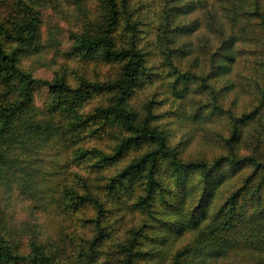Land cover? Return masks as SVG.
<instances>
[{
	"label": "trees",
	"instance_id": "obj_1",
	"mask_svg": "<svg viewBox=\"0 0 264 264\" xmlns=\"http://www.w3.org/2000/svg\"><path fill=\"white\" fill-rule=\"evenodd\" d=\"M66 1L79 10L88 0ZM100 1L107 29L94 34L72 26L63 38L37 0L0 8V264H264V158L240 154L237 145L246 128L259 133L264 126V0H142L134 12L133 0ZM123 21L131 34L120 48L115 34ZM150 24L165 61L161 79L169 84L148 111L169 102L166 116L197 127L224 117L232 126L227 155L184 159V148L171 146L176 133L155 126L154 115L138 121L129 100L145 79L157 81L146 72L141 47ZM53 53L71 62L120 63V70L102 81L76 80L67 66L50 78L21 67L25 56ZM251 56L261 79L258 98L246 104L241 78ZM101 94L112 96L92 106ZM109 127L117 129L116 144L86 145L88 134ZM44 143L59 145L68 161L60 178L57 168L42 172L29 164ZM152 144L108 174L126 154ZM15 184L43 212L42 222L22 224L7 214L3 199ZM124 189L138 195L143 213L127 231L117 205ZM56 225L69 231L49 233ZM86 230L94 233L89 240Z\"/></svg>",
	"mask_w": 264,
	"mask_h": 264
},
{
	"label": "rangeland",
	"instance_id": "obj_2",
	"mask_svg": "<svg viewBox=\"0 0 264 264\" xmlns=\"http://www.w3.org/2000/svg\"><path fill=\"white\" fill-rule=\"evenodd\" d=\"M15 0H0V8L6 7L8 4L14 3ZM17 1V0H16ZM41 8H48L44 14L45 19L48 24L57 29L61 38H63L67 31L73 26L74 28H86L94 34H102L108 26V13L104 10L103 5L100 0H88L81 3V7L79 10L75 9L73 6L67 3L66 0H37ZM142 0H133L131 11H137ZM223 9L226 12L227 5L223 6ZM151 19V18H149ZM148 20V19H147ZM151 26H146L147 29H143L142 39H141V47L144 48V51L148 55V64L147 70L150 77L156 79L153 84H149L148 78L145 79V84L140 89L136 90L134 96L129 100L130 107L134 108V110L138 113V121L143 122V120L149 122L152 121V116L154 115V125L159 126L161 130L165 132V134L176 133V137H170L169 139L172 142L173 147L178 150H182L184 148V159H190L193 161L199 160H207L209 162L215 161L216 159L225 156L229 153L227 149V140L232 137V126L227 121L224 120V117L218 116L212 120L216 122H211V124L202 123L200 125L191 124L186 118L184 121L177 120L173 115L166 116L169 111L170 104L163 103L158 104L153 112H149L147 109L148 102L153 98H162L165 96L160 86H168L169 81L161 79L163 73L165 72V61L162 58L161 49L159 48L158 43H156V39L154 40L151 33L155 32L156 28L153 24ZM131 31L126 29V21H123L119 26V29L115 36L118 40L119 47L125 46L128 44L130 40V36L127 34ZM263 55L261 54L257 59L262 60ZM54 60L51 65V60ZM250 67L248 72L246 70L243 71L242 75V87L243 90L246 91V104L250 103L258 96V87L257 83L260 80V75L258 73V68L254 65L255 57L251 56L248 58ZM59 66H67L70 69L71 74L74 76L76 80L82 77L90 78V79H98L102 81H108L115 78L118 75L120 70V63H105L98 59L95 61H82V60H66L62 55L57 56L56 53L52 55L46 56L39 55L36 57L25 56L21 61V67L26 71L32 72L38 78H50L52 77V72L54 69H57ZM158 74V78H154L155 75ZM222 82H217V85H221ZM155 95V96H154ZM111 94H101L95 96V98L90 99L89 101L92 106L100 103H106L107 98L111 97ZM205 99V94L202 99ZM237 104L242 105L243 103L240 99H237ZM257 105V104H256ZM103 119L100 118L96 121V125L94 129H98L101 127ZM264 122V121H263ZM246 132L239 140L237 145L238 151L240 154H249L254 153L259 158H264V126L257 133L249 128H246ZM197 130V132H196ZM177 131V132H176ZM192 131H195L194 133ZM118 135L116 127H109L106 129H100L96 134H88L84 142H86L87 146L93 145L95 143L100 146H111L115 143V137ZM84 137V133H83ZM189 142L188 146L186 143ZM48 146V143H44L41 152L39 154H34L31 157L32 163H29L34 168L42 170V172L53 171L54 168H57L61 172L64 170V167L68 161L64 159L62 148L53 143ZM151 146V147H149ZM147 147L142 148L138 151L129 152L125 155L122 163H120L115 167H112L111 171L108 173H113L117 169L123 167L125 164H128L131 160V157L138 156L140 154L146 153L148 149H153L154 145H149ZM186 146V147H185ZM148 148V149H147ZM102 174L100 173L99 176ZM45 178L47 179H55L57 176L49 175L46 173ZM124 194L121 198V201L117 203L119 205V215L123 216L126 221L130 224L124 225L123 231L129 230L135 224H140L142 219L141 208L138 207V195L133 194L130 190H123ZM3 205L7 212V214L12 215L15 219H24L22 224L25 223H40L43 221L44 215L40 212V209L36 208L34 203L30 202V199L27 195L21 193V189L17 188V185H14V190L10 191V193L5 196V202L3 199ZM6 205V206H5ZM81 217L85 219V212L81 213ZM131 221V222H130ZM134 222V223H133ZM29 225H25L24 228L28 229ZM69 229L62 225H56L53 228L49 229L48 232L52 234H64L68 232ZM87 231V230H86ZM122 231V232H123ZM88 237L86 239H91L94 235L93 230H88ZM122 232H119V235L115 234V239L118 240L122 235ZM27 238V237H24ZM115 241V240H114ZM113 240H110V246L112 248L114 244ZM239 264V263H232Z\"/></svg>",
	"mask_w": 264,
	"mask_h": 264
}]
</instances>
